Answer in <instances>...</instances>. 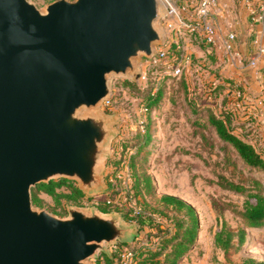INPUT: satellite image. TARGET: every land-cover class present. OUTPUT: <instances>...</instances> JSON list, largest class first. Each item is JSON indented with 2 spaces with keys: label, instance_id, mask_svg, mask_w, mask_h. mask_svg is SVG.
<instances>
[{
  "label": "water",
  "instance_id": "water-1",
  "mask_svg": "<svg viewBox=\"0 0 264 264\" xmlns=\"http://www.w3.org/2000/svg\"><path fill=\"white\" fill-rule=\"evenodd\" d=\"M167 0H0V264H94L131 244L121 212L35 206L32 189L66 178L109 191L119 119L101 110L112 77L133 81L167 41Z\"/></svg>",
  "mask_w": 264,
  "mask_h": 264
},
{
  "label": "rangeland",
  "instance_id": "rangeland-1",
  "mask_svg": "<svg viewBox=\"0 0 264 264\" xmlns=\"http://www.w3.org/2000/svg\"><path fill=\"white\" fill-rule=\"evenodd\" d=\"M34 1L44 8L53 0ZM173 1L178 6L184 4V0ZM188 4L191 6L192 3ZM183 45L186 47L185 42ZM215 62L212 58H190L183 74L174 76L166 72L164 65L152 68V64L144 57L139 80L112 77L111 101L101 108L120 121L116 125L119 134L113 140L111 153L105 161V177L109 192L118 198L123 217L137 224L138 246L145 243L155 249L160 242V238L154 235L157 227L147 224L146 218L137 217L141 206L144 212L149 213L157 205L148 195L147 203L141 200V206L138 205L130 190L132 176L127 167L128 157L138 149L133 144L140 141L147 125H151L152 130L146 146L148 171L157 187L158 198L164 194L176 195L195 208L200 224L197 247L180 264H248L249 258L264 260V230L247 231L249 246L230 259L225 258L222 250L214 244V231L221 222H226L234 229L241 228L242 222L233 212L232 206L241 207L245 199L244 195L221 186L218 183L220 176L245 186H252L254 180L261 179L264 190V174L245 167L234 150L224 146L208 119L210 113L231 114L235 122L244 124V133L238 130L241 136L258 149L264 148V93L255 95L234 83L233 79L219 72ZM152 87V96L159 97L154 103L155 110L149 113L143 94ZM196 108L203 110L200 115ZM120 159L124 163L117 169L110 161ZM59 191L68 192V189L63 187ZM39 195L43 201L41 204L33 201L35 206L59 216L68 215L67 204L89 209L92 206L99 207L103 198L102 195H85L76 202L64 198L58 204L45 193ZM156 217V222H163L164 218L159 214ZM111 253L116 260L113 247ZM121 261L120 258V264H131V258H127L125 263ZM93 262L107 264L104 258L100 261L95 258Z\"/></svg>",
  "mask_w": 264,
  "mask_h": 264
},
{
  "label": "trees",
  "instance_id": "trees-1",
  "mask_svg": "<svg viewBox=\"0 0 264 264\" xmlns=\"http://www.w3.org/2000/svg\"><path fill=\"white\" fill-rule=\"evenodd\" d=\"M212 60H216L212 58ZM157 66H152L156 68ZM175 78V77H174ZM186 79V78H185ZM131 83V82H128ZM134 84V83H133ZM185 86L188 90V85L185 80ZM146 94L148 96H146ZM153 87L147 93L143 94L145 101V108L152 112L155 110L154 103L158 101V97H153ZM200 106V105H199ZM251 107H253L251 105ZM197 113H202L201 109L196 108ZM208 119L214 130L217 132L221 142L224 146L231 147L236 153L237 157L243 161L244 166L250 171H256L264 174V148L258 149L253 143L247 141L241 136L243 126L241 122H235L231 114L227 113L216 115L210 113ZM148 126V127H147ZM146 126V132L142 135L140 141L134 142L133 147H137L136 152H132L128 157L127 167L132 176L133 197L136 199L138 205L141 200L146 203L147 195L155 201L157 207H152L153 212H144L142 206L141 211L137 217L146 218V223L157 227V232L154 234L160 238V242L156 244V248H152L145 243L138 246V238L131 244L118 243V248H114L115 256H107L101 253V257L96 258L98 261L104 258L107 264H120V254L124 246H128L134 253V260L137 264H180L183 259L197 247L199 239L200 224L199 217L195 208L180 197L172 194H164L159 198L157 196V187L153 183L152 176L148 168V157L146 146L148 140L151 138L149 134L151 125ZM241 130L240 134L238 130ZM143 139V140H142ZM127 146V145H126ZM132 147V146H131ZM123 159L111 160L110 162L119 169L120 164L124 163ZM226 189L232 190L245 196L241 207L232 206L233 212L242 222L239 229L231 228L226 222H221L218 228L214 231V244L220 248L225 258L230 259L234 254L241 252L242 249L249 246L247 238V231H262L264 230V190L261 179L254 180L252 186H245L240 183L229 180L224 176H220L218 182ZM67 187L68 192L59 191L61 188ZM40 193H45L52 197L58 204H61L62 199L69 201H78L84 197L85 194L78 188L74 181L66 178L51 180L48 183H40L33 189V201L41 204L43 201ZM106 195H111V192L103 194L100 200V209L104 212L117 210L121 212L118 206H111L105 203ZM150 206V205H149ZM145 207V206H144ZM146 211V209H145ZM160 215L163 222H156V215ZM125 218H127L125 216ZM165 220V222H164ZM145 244V245H144ZM248 264H264V260L256 258H249Z\"/></svg>",
  "mask_w": 264,
  "mask_h": 264
},
{
  "label": "crops",
  "instance_id": "crops-1",
  "mask_svg": "<svg viewBox=\"0 0 264 264\" xmlns=\"http://www.w3.org/2000/svg\"><path fill=\"white\" fill-rule=\"evenodd\" d=\"M212 18L219 37L230 31L237 34L234 51L226 52L221 38L212 47L189 34L184 37L188 53L192 58H215L221 74L255 95L264 93V55L259 54V45H264V0H219ZM252 58L257 59L255 67L249 65Z\"/></svg>",
  "mask_w": 264,
  "mask_h": 264
},
{
  "label": "built area",
  "instance_id": "built-area-1",
  "mask_svg": "<svg viewBox=\"0 0 264 264\" xmlns=\"http://www.w3.org/2000/svg\"><path fill=\"white\" fill-rule=\"evenodd\" d=\"M167 2L169 9L162 18V23L167 32L166 44L157 46L156 55L147 61L152 66L164 65L167 68V73L178 76L183 74L190 58H192L183 45L184 37L194 34L209 46L214 47L218 44L221 37H219L212 17L218 7L219 0L184 1L182 6H178L173 0H167ZM188 3H192V8ZM237 38L238 36L234 31L228 32L225 37L221 38L223 49L229 53L233 52ZM259 54L264 55V45L262 44L259 45ZM256 63V58L249 60L250 66L255 67ZM111 98L106 100L104 105L109 104ZM262 112L264 114V106ZM104 201L111 206L120 205L118 198L114 195H106ZM112 247L118 248V244ZM120 252L121 260L124 263L127 258H131V264H137V261L134 260V253L128 246H124Z\"/></svg>",
  "mask_w": 264,
  "mask_h": 264
}]
</instances>
